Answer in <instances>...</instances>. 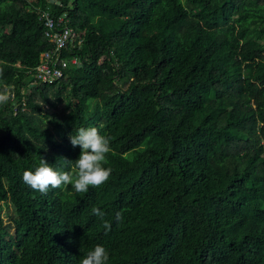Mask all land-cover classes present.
<instances>
[{"label":"trees","instance_id":"1","mask_svg":"<svg viewBox=\"0 0 264 264\" xmlns=\"http://www.w3.org/2000/svg\"><path fill=\"white\" fill-rule=\"evenodd\" d=\"M58 1L0 0V264H80L97 244L107 264H264V0ZM36 6L84 31L52 83L29 84L52 46ZM81 127L110 137L108 181L26 185L44 158L71 171Z\"/></svg>","mask_w":264,"mask_h":264},{"label":"clouds","instance_id":"2","mask_svg":"<svg viewBox=\"0 0 264 264\" xmlns=\"http://www.w3.org/2000/svg\"><path fill=\"white\" fill-rule=\"evenodd\" d=\"M11 99L10 90L5 87L0 91V106L7 105ZM70 142L73 147L79 146L81 153L74 162L67 160L71 171H61L51 166L44 158L39 161V166L27 169L23 172V182L42 194H47L49 189L68 187L71 185L78 193H85L89 187H100L108 181L112 169L105 167L108 163L107 154L111 151L110 137L102 135L98 128L81 127L70 134ZM92 214L102 221V227L111 231V223L104 219L105 213L99 207L92 208ZM119 220L121 213L116 214ZM110 259L109 251L101 244H97L93 250L81 259L80 264H107Z\"/></svg>","mask_w":264,"mask_h":264},{"label":"built area","instance_id":"3","mask_svg":"<svg viewBox=\"0 0 264 264\" xmlns=\"http://www.w3.org/2000/svg\"><path fill=\"white\" fill-rule=\"evenodd\" d=\"M54 1V0H53ZM35 11L43 26V34L51 43V48L42 50L38 62L28 69L29 84L37 82L52 83L65 75L67 66L79 63L77 54L63 55V51L81 48L84 43V31L69 24L65 12L53 13L48 7L36 6ZM26 86L21 87L24 93Z\"/></svg>","mask_w":264,"mask_h":264},{"label":"rangeland","instance_id":"4","mask_svg":"<svg viewBox=\"0 0 264 264\" xmlns=\"http://www.w3.org/2000/svg\"><path fill=\"white\" fill-rule=\"evenodd\" d=\"M54 1L57 2L58 4H61L58 0H54ZM3 217L7 221L8 217H7V214H6V209H3Z\"/></svg>","mask_w":264,"mask_h":264}]
</instances>
